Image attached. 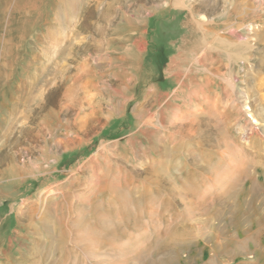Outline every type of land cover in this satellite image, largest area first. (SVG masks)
<instances>
[{
  "label": "rangeland",
  "instance_id": "374dc122",
  "mask_svg": "<svg viewBox=\"0 0 264 264\" xmlns=\"http://www.w3.org/2000/svg\"><path fill=\"white\" fill-rule=\"evenodd\" d=\"M17 1L0 0V264L91 223L103 171L125 198L101 215L113 247L67 264H264V0Z\"/></svg>",
  "mask_w": 264,
  "mask_h": 264
},
{
  "label": "bare ground",
  "instance_id": "6f19581e",
  "mask_svg": "<svg viewBox=\"0 0 264 264\" xmlns=\"http://www.w3.org/2000/svg\"><path fill=\"white\" fill-rule=\"evenodd\" d=\"M117 1V0H116ZM73 3V2H72ZM61 4V3H60ZM18 6V7H17ZM37 5L35 4V2H32L31 0L26 2L24 0H18L15 4V9L17 10V12L22 13V11L27 10V9H37ZM67 8V7H66ZM112 8V7H110ZM110 8H107L105 10V13H103V18L105 20L107 16L110 15ZM65 11V10H64ZM59 12V11H58ZM17 13V14H18ZM37 14V13H36ZM67 19V18H66ZM68 20V19H67ZM104 20V21H105ZM109 20V19H108ZM108 28V27H107ZM60 29V28H59ZM102 30V29H101ZM100 30V31H101ZM97 33V32H96ZM104 33V32H103ZM227 46V45H226ZM238 56V55H235ZM129 58V57H128ZM34 59V58H33ZM233 59V58H232ZM132 60V59H130ZM109 61V60H108ZM134 62H136L134 60ZM124 63V62H123ZM122 65V64H121ZM124 66V64H123ZM121 68V67H120ZM124 69V68H123ZM130 69V68H129ZM142 75V74H141ZM128 77V75L124 74L122 76V79H126ZM145 78V77H144ZM132 79V78H131ZM134 79V78H133ZM38 81V80H37ZM118 81V80H117ZM116 81V82H117ZM34 82V81H33ZM87 82V81H86ZM29 83V82H28ZM30 84V83H29ZM28 84V85H29ZM32 84V83H31ZM121 89V88H120ZM127 90V89H126ZM20 91V90H19ZM129 91V90H127ZM134 91V90H133ZM183 92V91H182ZM26 94V93H25ZM27 95V94H26ZM106 97V96H105ZM132 99V98H131ZM29 100V99H28ZM122 102V101H121ZM105 104V103H104ZM110 104V103H109ZM17 107V106H16ZM15 107V108H16ZM14 109L12 108L11 111H13ZM17 110V108H16ZM112 111V110H111ZM114 111V110H113ZM140 111V110H139ZM138 111V112H139ZM14 112V111H13ZM114 114V113H113ZM141 114V113H140ZM139 114V115H140ZM8 115V114H7ZM16 115V114H15ZM96 115V114H95ZM93 116V115H92ZM86 117V116H84ZM88 117V116H87ZM110 117V116H109ZM90 119V118H89ZM96 119V118H95ZM111 119V118H110ZM9 121V120H8ZM7 121V122H8ZM89 121V120H88ZM96 121V120H95ZM107 122V121H106ZM256 122V121H254ZM86 123V122H85ZM84 123V124H85ZM89 125V124H88ZM37 129V128H36ZM82 130V129H81ZM80 130V131H81ZM79 131V132H80ZM143 134V133H142ZM74 137V136H73ZM76 139V138H75ZM78 140V139H77ZM17 143V142H16ZM64 143V142H63ZM71 143V141L69 142ZM16 146V145H15ZM31 153V152H30ZM167 154V153H166ZM8 155V154H7ZM10 156V155H9ZM108 157V156H107ZM15 160V159H14ZM162 164V162H160V165ZM98 166V165H97ZM15 168V167H14ZM11 170V169H10ZM95 171V170H94ZM213 172V171H212ZM97 173V172H96ZM119 174H121V172H119ZM147 175H149L150 178L154 177L153 181L156 184L155 187V191L160 192V187L162 182V179L159 180L158 176H157V170L155 168H149L146 172ZM16 176V175H14ZM20 176V175H19ZM108 174H106L104 171L100 174V176L98 177V186H100L101 188L99 189L98 193L96 195L100 196L103 193H106L110 196V199L112 200H108L107 202V206L104 208H101L99 206H94L91 209V215L93 216L91 223L82 221V218H78L75 223L70 226L69 224H67L66 221L60 220L58 222V235L56 239H54L55 241L52 242V244L49 246V248L43 252L42 254H40V257L38 258V260H36L37 264H48L51 261V258L55 255H58V259H55L52 264H67V261L70 260L74 255H76L79 251L85 252L88 255H93L94 253V249H99L102 247H113V243L110 239H108V235L115 237V229L116 226L113 223L112 225H107L106 222H104L102 220V214L106 213L108 214V216H114L116 214V210L113 207V202L115 201H122L123 203H125V198L123 196V194L121 193V190H119L117 188V186H114L113 184H107L108 182ZM162 182V183H161ZM120 188L121 185L122 188L124 187H128L129 185V178H125L123 182L119 183ZM118 185V186H119ZM171 193L172 194H177L176 189L171 187ZM180 194V193H179ZM151 198L149 196V194L147 192H144L139 198H138V203L136 204L137 207H139L141 205V201H148L147 199ZM150 202L152 199H149ZM165 203L167 204L168 202L165 201ZM193 204V203H192ZM83 205V204H82ZM90 210V209H89ZM49 211V210H48ZM45 213V212H43ZM90 215V214H89ZM129 213V209L126 205H124L123 209L121 210V216L124 219V222H126L127 224H132L134 222V219L131 218ZM51 218V217H50ZM90 221V220H89ZM51 223V222H50ZM84 223V224H83ZM106 223V224H105ZM32 225V224H31ZM45 226V224H44ZM73 226H76L77 228L79 227L80 230H83L82 232H84L83 234L78 233V235H76L74 237L73 242H71V232L69 230H71ZM46 227V226H45ZM75 227V229L77 230V228ZM35 230V229H34ZM75 230V231H76ZM38 231V230H37ZM78 231V230H77ZM76 231V232H77ZM81 232V231H80ZM54 236V235H53ZM118 238V237H116ZM71 243L70 247H66L67 243ZM44 244V243H43ZM43 249V248H42ZM172 251L176 250L175 247L171 248ZM226 251V250H225ZM219 252V251H218ZM143 254V253H142ZM37 255V254H36ZM142 258V257H141ZM170 261V260H168ZM129 262H131V260L126 259L123 264H129ZM32 264V263H31ZM34 264V263H33Z\"/></svg>",
  "mask_w": 264,
  "mask_h": 264
},
{
  "label": "crops",
  "instance_id": "0c3cea01",
  "mask_svg": "<svg viewBox=\"0 0 264 264\" xmlns=\"http://www.w3.org/2000/svg\"><path fill=\"white\" fill-rule=\"evenodd\" d=\"M194 8L189 12L187 11V14L183 18L182 27H185V36L187 38L191 39L192 41H195V17H194ZM184 37V36H183Z\"/></svg>",
  "mask_w": 264,
  "mask_h": 264
}]
</instances>
